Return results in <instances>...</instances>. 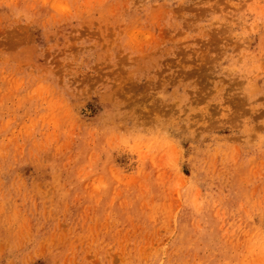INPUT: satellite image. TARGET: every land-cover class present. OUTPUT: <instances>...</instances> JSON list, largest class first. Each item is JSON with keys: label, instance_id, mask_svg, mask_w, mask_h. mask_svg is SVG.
<instances>
[{"label": "rangeland", "instance_id": "1", "mask_svg": "<svg viewBox=\"0 0 264 264\" xmlns=\"http://www.w3.org/2000/svg\"><path fill=\"white\" fill-rule=\"evenodd\" d=\"M0 264H264V0H0Z\"/></svg>", "mask_w": 264, "mask_h": 264}]
</instances>
